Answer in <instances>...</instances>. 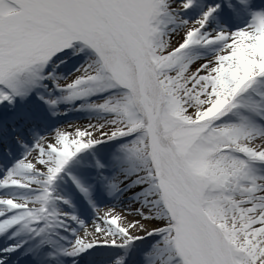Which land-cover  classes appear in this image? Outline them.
<instances>
[{
    "label": "snow or ice",
    "instance_id": "1",
    "mask_svg": "<svg viewBox=\"0 0 264 264\" xmlns=\"http://www.w3.org/2000/svg\"><path fill=\"white\" fill-rule=\"evenodd\" d=\"M0 264H264V0H0Z\"/></svg>",
    "mask_w": 264,
    "mask_h": 264
}]
</instances>
